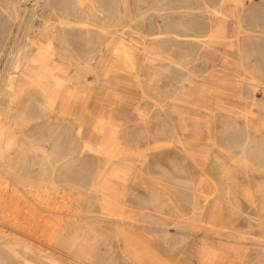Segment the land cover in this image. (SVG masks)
I'll return each mask as SVG.
<instances>
[{"label":"rangeland","instance_id":"obj_1","mask_svg":"<svg viewBox=\"0 0 264 264\" xmlns=\"http://www.w3.org/2000/svg\"><path fill=\"white\" fill-rule=\"evenodd\" d=\"M11 1L0 0L1 34L15 22L6 9ZM52 1L62 5L67 0ZM70 1L74 6L80 3L84 9L93 6L100 11L109 0ZM110 1L121 14L116 23L120 22L122 28H118L116 35L102 37L104 42L91 63H81L85 59L78 63L58 61L62 48L55 43L57 55L53 61L45 63L38 71L39 76L30 78L13 94L4 83L2 72L11 65L9 53L19 34L18 24L12 26L8 46L3 47L0 240L7 242L4 244L10 249L14 247L15 253L3 250L0 241V264L73 263L75 255L70 251L68 239L78 224L98 229L100 235L116 231L117 236L106 242L111 251L103 255L102 264H263L264 224L259 226L262 214L253 210L245 198L249 195L257 199L260 206L259 189H264V176L237 175L222 180L208 172L202 162L209 160L199 156L209 149L215 151V147L211 148L214 130L219 134L223 129L221 120L212 124L211 115L208 121L204 118L211 107L208 93L203 90L193 94L210 80L193 81L175 94L178 88L171 69L161 64L164 62L156 63L151 56L156 48L152 41L158 25L155 16H139L141 4L147 0ZM20 6L24 9L21 14L30 15L35 9L38 15L43 14L40 5L33 9L29 3L20 2ZM85 14L88 19L94 18L92 12ZM101 14L95 20L102 23L106 14ZM31 23L35 27L28 33L35 36L41 31L40 19ZM28 25L24 22L22 28ZM24 29L18 42L25 39ZM86 37L84 34L73 37L77 55H82L80 50L87 47ZM91 38L96 42L99 37ZM17 84L22 85L18 78L11 88ZM185 94L197 96L183 100ZM177 107L194 120L189 137L194 139L198 151L189 155L185 165L204 167L207 170L204 174H173L172 151L178 141L173 129ZM210 109L213 113L214 108ZM255 116L252 130H259L260 119ZM254 135L252 150L261 142L257 141L260 135ZM107 149L119 150L120 156H115L134 161L125 178L127 187L123 188L120 200L122 212L119 210L123 219L131 222L132 229L129 223L119 226L113 220L102 221L98 204L88 198L87 191L79 196L75 185L79 177L89 180L98 159L104 162L107 158ZM43 150L47 154L56 151L58 162L54 166L42 155ZM109 160L107 175L116 168L115 159ZM173 182L178 184L173 187ZM153 190L178 202L176 209L182 218L176 221L167 210L151 211L160 224L157 220L156 224H144L140 217L150 212L145 200ZM223 191L233 197L232 203L224 199ZM186 196L195 199L190 202L185 200ZM125 232L128 235L124 236ZM92 262L94 259L88 264Z\"/></svg>","mask_w":264,"mask_h":264},{"label":"bare ground","instance_id":"obj_2","mask_svg":"<svg viewBox=\"0 0 264 264\" xmlns=\"http://www.w3.org/2000/svg\"><path fill=\"white\" fill-rule=\"evenodd\" d=\"M13 1L7 3L6 9L15 21L12 26L18 24L19 34L9 53L11 65L8 70L6 67L2 72L6 78L4 83L13 94L20 91L30 78L32 80L33 77L39 76L38 71L43 69L45 63L53 61L57 55L55 43L62 48L58 61L65 59L78 63L85 59L81 63H91L94 54L104 42L102 37L116 35L122 25L120 22L116 23L122 17L116 5L110 0L100 8V11L93 6L84 9L80 3L74 6L70 0L62 5L52 0ZM20 2L29 3L33 9L40 5L43 14L38 15L36 9L30 15L21 14L24 9L21 8ZM141 5H143V8L139 9L141 18L148 14L151 17L155 16L158 25L155 27L157 33L152 41L156 48L151 56L156 63L164 62L161 64L171 69L178 88L175 94L193 81L210 80L193 93L197 94L203 90L208 93L211 107L205 112L207 116L204 117L205 120L208 121V116L211 115L212 124L220 120L223 122V129L219 134L214 130V143L211 148L215 147V151L212 153V149H209L199 154L204 161L209 160L202 162L208 168V172L215 173L222 180H229L237 175L245 178L257 174L264 176V0H147ZM87 12L94 13L92 20L86 17ZM101 13L106 14V19L102 23L95 20L102 15ZM36 18L40 19L38 24L41 31L35 36H30L28 31L35 27L31 22ZM24 22L29 23L25 29L22 28ZM12 26L7 29L2 27L4 32L0 33V59L3 47L8 44L12 34ZM23 29L25 39L21 43L18 42V37L22 35ZM80 34L87 36L84 40L87 47L80 50L83 52L82 55H77L78 46L72 39ZM91 36L99 38L93 42ZM16 78L22 85L17 84L13 89L11 85ZM193 94L183 95V100L197 96ZM257 94L259 98L256 97ZM179 108L181 107L174 110L173 129L178 141L172 151L173 174L177 176L204 174L207 171L204 167L188 168L185 165L189 155L196 153L198 149L194 139L190 140L189 137L190 126L194 120ZM210 108H214L213 113ZM254 116L260 119L259 130H252ZM252 133L259 134L257 141H261L254 150L250 148ZM3 134L4 128L0 125V136ZM106 151L107 158L104 162L98 159L96 171L89 180L79 177L75 185L79 196L83 191H87L88 198H92L98 204L103 216L102 221L113 220L112 222L119 226L129 223L128 227L132 229L131 222L123 219L120 200L123 188L127 187L125 178L129 175L134 161L130 158H118L119 150ZM42 153L45 158L50 159L52 166L58 162L55 150L49 154L43 150ZM110 157L115 159L116 168L107 175L106 166L110 162ZM177 184L178 182H173V187ZM259 191L260 206L257 204L258 200L251 199L249 195L245 202L262 214L260 226L264 224V189L260 188ZM223 193L224 199L232 203L233 197L225 191ZM194 199L195 197H185V200L190 202ZM88 203L91 204L90 201ZM176 203L178 202L166 196L162 197L157 190H153L145 200L150 212L141 215L140 219L145 222L144 224H156L158 219H155V214H151V211L167 210L177 221L182 218V213L177 212ZM82 210L80 208L79 212H83ZM157 224H160L159 221ZM97 230L78 224L77 229L71 233L68 242L70 251L75 255V260L71 264H88L90 259H94L92 264H102V257L111 251L106 242L109 238L116 237L117 233L115 231L109 235H100ZM127 233L125 232L124 236L128 235ZM4 243L7 242H2L3 250L15 253L14 247L10 249Z\"/></svg>","mask_w":264,"mask_h":264}]
</instances>
